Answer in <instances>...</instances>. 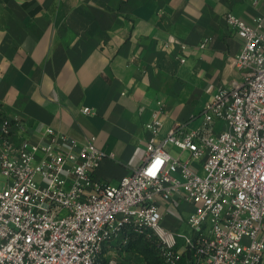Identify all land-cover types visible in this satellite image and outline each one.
<instances>
[{
	"label": "built area",
	"instance_id": "built-area-1",
	"mask_svg": "<svg viewBox=\"0 0 264 264\" xmlns=\"http://www.w3.org/2000/svg\"><path fill=\"white\" fill-rule=\"evenodd\" d=\"M261 19L252 26L227 13L230 29L244 38L231 56L239 77L166 136L159 101L146 123L150 137L141 162L117 184L95 176L106 153L94 142L51 126L42 140L17 141V129L26 126L2 116L0 264H102L105 248L130 228L156 235L166 264H178L186 251L194 264H264ZM175 199L194 208L185 229L164 224L162 203Z\"/></svg>",
	"mask_w": 264,
	"mask_h": 264
},
{
	"label": "crops",
	"instance_id": "crops-1",
	"mask_svg": "<svg viewBox=\"0 0 264 264\" xmlns=\"http://www.w3.org/2000/svg\"><path fill=\"white\" fill-rule=\"evenodd\" d=\"M229 11L252 26L261 17L264 31L253 0H0V120L23 122L17 141L42 140L51 126L94 142L106 153L95 176L117 184L141 162L159 101L166 136L239 77L231 56L244 38ZM193 209L162 203L164 224L184 228ZM122 239L104 264L128 253Z\"/></svg>",
	"mask_w": 264,
	"mask_h": 264
},
{
	"label": "trees",
	"instance_id": "trees-1",
	"mask_svg": "<svg viewBox=\"0 0 264 264\" xmlns=\"http://www.w3.org/2000/svg\"><path fill=\"white\" fill-rule=\"evenodd\" d=\"M123 236L128 237V242L124 245L123 250L128 252H134L135 254H138L140 256L143 255L147 264H156L159 260V257L160 261L165 263L159 255L161 243L159 242L156 235L139 234L135 232L132 228H130L126 230V232H124L121 237ZM152 259L153 262H151ZM101 263L104 264L103 259L101 260ZM178 264H194L192 254L188 251L184 252Z\"/></svg>",
	"mask_w": 264,
	"mask_h": 264
},
{
	"label": "rangeland",
	"instance_id": "rangeland-1",
	"mask_svg": "<svg viewBox=\"0 0 264 264\" xmlns=\"http://www.w3.org/2000/svg\"><path fill=\"white\" fill-rule=\"evenodd\" d=\"M168 149H170L171 152L175 155L179 153L178 149L174 147L172 144L168 145ZM1 180H4V178L1 177ZM185 227L186 226H184V228L182 229H185ZM159 250H160L159 255L161 256V249ZM156 252H157V249H156ZM109 261H110V264H147L143 255L140 256L138 254H135L134 252H128V253H125V255H122V254L112 255L110 256ZM151 262H153V259L151 260ZM156 264H166V263L161 262L160 257H159V260Z\"/></svg>",
	"mask_w": 264,
	"mask_h": 264
}]
</instances>
